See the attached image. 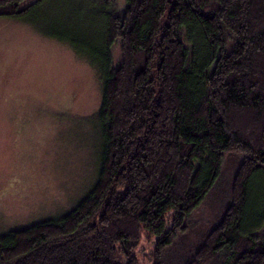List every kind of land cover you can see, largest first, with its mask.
I'll return each instance as SVG.
<instances>
[{
	"label": "trees",
	"instance_id": "obj_1",
	"mask_svg": "<svg viewBox=\"0 0 264 264\" xmlns=\"http://www.w3.org/2000/svg\"><path fill=\"white\" fill-rule=\"evenodd\" d=\"M96 1L84 35L53 25L57 0H0V18L67 44L101 89L95 180L58 218L0 235V264H141L143 237L152 264H264V0Z\"/></svg>",
	"mask_w": 264,
	"mask_h": 264
},
{
	"label": "rangeland",
	"instance_id": "obj_2",
	"mask_svg": "<svg viewBox=\"0 0 264 264\" xmlns=\"http://www.w3.org/2000/svg\"><path fill=\"white\" fill-rule=\"evenodd\" d=\"M96 3L57 0L46 9L53 25L85 35L94 28L83 13L89 16ZM73 9L81 10L85 24ZM100 99L97 74L67 44L29 23L0 18V235L58 218L88 190L96 175L99 134L92 117ZM236 168L235 158L226 157L222 173L229 189ZM251 192L264 201V184L255 181ZM218 196L219 190L193 219L216 212ZM152 249L153 241L143 237L136 251L141 264H152Z\"/></svg>",
	"mask_w": 264,
	"mask_h": 264
}]
</instances>
